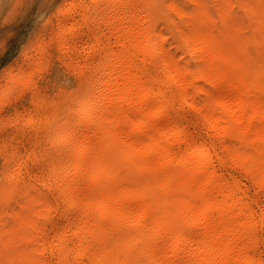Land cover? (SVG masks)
<instances>
[{
    "label": "bare ground",
    "instance_id": "obj_1",
    "mask_svg": "<svg viewBox=\"0 0 264 264\" xmlns=\"http://www.w3.org/2000/svg\"><path fill=\"white\" fill-rule=\"evenodd\" d=\"M143 1L94 0L106 12L94 29L85 12L80 24L68 23L82 0L49 21L58 29L35 47L32 65L43 78L19 79L18 105L62 58L81 63L78 35L93 30L95 42L77 72L85 80L95 67L105 70L89 83L95 98L83 115L75 107L81 117L63 146L20 156L12 175L1 166L0 264H264V210L251 207L264 206V0L244 6L249 27L230 22L224 0L216 18L205 0H187L191 12L167 0L142 9Z\"/></svg>",
    "mask_w": 264,
    "mask_h": 264
},
{
    "label": "rangeland",
    "instance_id": "obj_2",
    "mask_svg": "<svg viewBox=\"0 0 264 264\" xmlns=\"http://www.w3.org/2000/svg\"><path fill=\"white\" fill-rule=\"evenodd\" d=\"M73 1L74 0H53V2H52V0H23V2H24L23 3V5H24L23 12H22V14L18 15L17 0H0V34H1L0 35V120L3 119V117H4V119H6V120L4 121V119H3L1 121L6 122L5 124H7V126L4 128V127H2L5 125L4 122H0V124L1 123L4 124V125L3 124L0 125V130L2 129V131H0V144H1L0 149L3 150V151H0V168L2 165H6L8 167V169L11 168L10 170L7 169V172L9 174L15 173L14 169L16 167H18V164H19L18 160H20L21 157L26 156V158H27V156L29 157L31 153L36 154L38 152H41L42 154H44L48 149H55V148H58L59 146H63L64 136L67 133H69V131H72V130H70L71 128L72 129L76 128L75 125L76 124L78 125V123H76V122L79 121V118L81 117L80 114L83 115V112L88 107V105H90L94 101V98H95L94 92H91L92 89H90V88H92L93 84H89V83H94L93 81L98 79L97 72L99 74L101 72H103L105 69L104 70H101V69L104 68L103 65L105 66V64H101L102 66L100 68H99V66L95 67L96 68V69H94L95 71L93 73H90L89 77L85 78V80L78 73L79 71L77 69H75L78 67H82L84 65L83 62H85L84 61L85 59H83V58H86V54H87L85 52H87L89 46H91V44H94V42H95L94 41L95 40V34L93 33L94 32L93 30H91V34L88 33V34H85L82 36L78 35L77 38L75 39L76 41H74L75 42V44H74L75 45V57L77 58V60H79L78 58H80L81 63H79V61H77L78 64L75 68L70 67L69 65H67V61L65 60V58L64 59L62 58L61 61L58 63L59 67H57L52 72V74L50 75V78H48L46 76L44 83L42 82V87L40 86L39 93L33 95V97L31 95L28 96V100L23 105H18L19 102L17 103V99L19 97H17V98L13 97L19 93V90H17L19 85H20L19 82H21V80H19V79H22V80L26 79L27 80L29 77H32L33 75H35V76L41 75V77L43 78L41 71L37 72L32 68V65H35L36 64L35 61H38V59L40 57V54H37L36 48L38 49V47H42V46L46 45L48 43V40L54 34V32L58 29L57 23L54 22V24H55L54 25V24H52V22H49V21H51V18H52V16H54L55 12H57L59 10V8L61 6H63L64 4L68 5L69 2L71 3ZM82 1L85 2V4L83 6H79L76 8L77 12L74 14L73 19H71L68 23H70V24L76 23V22L78 23V20L82 19L84 14H91V16L94 17L95 20H97L92 25V28L94 29L95 26H97L95 23L100 21L103 18V16H105V15H103L104 11L98 10V7H100L99 3H94L93 2L94 0H82ZM153 1L154 0H144L142 2L141 8L142 9L148 8L149 6H151ZM169 1H170V3L172 2V3L176 4L177 6H179L180 8H183L187 11H189V10H190V12L195 11V6L187 0H167L168 3H169ZM201 1L204 3V0H201ZM205 1H207V6L205 4L206 2L204 3V5L206 7H209L210 10H212L214 17L216 18L218 16L216 13V9L221 7V3H223V0H217V1L216 0H205ZM224 1H226L228 3V5L231 2V0H224ZM237 1L238 0H232V4L234 5V7L230 3L231 6L227 5L228 8L225 9L224 13L227 11L226 12L227 14L225 13L226 15L231 14L230 16H233V17L228 16L230 22H232V21H234V22L240 21L241 22L242 19L247 20L246 24L244 21H243V23L245 25H248L247 27H249V24H248L249 21H248V19H246L249 12H245L248 10H247V8L244 7V6H246V3L249 2V0H242V1L239 0L238 2ZM216 3H218V4H216ZM57 5H59V6H57ZM216 6H219V7L216 8ZM94 7H95V9H94ZM82 10H84V11H82ZM81 12H83V13L85 12V13L83 14ZM98 12H100L101 14ZM94 14H96V15H94ZM13 17H16L15 22H11V18H13ZM47 23L50 25L52 24V25L50 26ZM78 24H80V23H78ZM81 25H82V23H81ZM166 27L168 28V26L166 24L161 22L158 29L160 30V32L163 33V35H164L163 38L169 37V40L166 42L167 45L169 47H171V49L173 51H175V53H177L178 55L181 56L182 52L179 51L178 49H176L175 44H174V40L171 38L169 30ZM249 29L250 28H247V30H249ZM103 31H104V29L101 32H103ZM42 38H43V40H42ZM90 38H91V40H89ZM43 42H45V43H43ZM162 44H163V42H162ZM33 48H34V50H33ZM81 51H83V52H81ZM34 53H36V54H34ZM77 53L79 55H77ZM77 56H79V57H77ZM34 57H35V59H34ZM255 57H257V56L255 55ZM29 61H31L33 63L31 64V62H29ZM30 64H31V66H30L31 68L30 67L28 68V66ZM97 69L101 70V71L99 72ZM29 70H30V72H29ZM25 71H27L28 73ZM31 71H33V72H31ZM14 72L16 74H14ZM26 73H27V75H26ZM29 73H31V74H29ZM20 74H25V75H20ZM19 76H21V77H19ZM91 77H93V78H91ZM94 77H97V78H94ZM9 80H14V82L9 81ZM16 82H18V83H16ZM66 82H67V84H66ZM68 82H70V83H68ZM5 83H6V85H5ZM10 84H12V85H10ZM80 85L83 88H86V87L87 88L89 87V88L88 89L86 88L84 90L83 88L79 87ZM12 86H14V87H12ZM31 87H33V86H31ZM15 88H17V89H15ZM72 88H73V90H72ZM77 88H78V91H77ZM3 89L4 90L7 89L6 92L3 91ZM67 89H69V91ZM80 90H82V91H80ZM5 93H7V94H5ZM13 93H15L16 95ZM63 93H65V94H63ZM92 95H93V97L91 98ZM87 96H88V98H87ZM7 97H9V98L7 99ZM11 97H12V99H11ZM3 98L6 101H4V100L2 101ZM82 98L86 101H84ZM8 100L10 101L9 102L10 106L8 107V109H5L4 105L5 104L8 105V103H7ZM2 102H6V103L2 104ZM35 102H37V104ZM49 102H51V103H49ZM76 102H78V103H76ZM2 105H3V108H1ZM49 105H50V107H49ZM65 106H66V108H65ZM69 107L74 108V110L72 108H69ZM75 107H78L79 109L75 108ZM82 107H84V109ZM57 108L58 109L60 108V110H58ZM70 109H71V111H70ZM77 109L80 110L81 112L77 111ZM18 111H20V112H18ZM66 111L69 113H67ZM70 112H71V114H70ZM78 112H80V114H78ZM17 113H19L20 115L23 114L22 116H24V117H22V116L19 117L20 115ZM64 113H67V114H64ZM74 113H76L78 115H76ZM72 114H74L76 118L71 117V116H74ZM41 115H43V116H41ZM5 116H7V118H10V119H7ZM58 117H60V118L58 119ZM67 117H69L70 119ZM65 118H67V119H65ZM73 118L77 119V120H73ZM16 120H18V123ZM13 121H15V123H13ZM8 122L9 123L11 122L13 124L11 125V123H10V125H9ZM69 122L70 123L73 122V123L68 124ZM53 123H54V126H56L55 127L56 130H55L54 126L51 125ZM55 123H57V124H55ZM59 123H61V124H59ZM73 124H74V126H73ZM62 126H64L65 129H62L63 128ZM49 127H51V128H49ZM36 128L38 130H36ZM4 129H6V130H4ZM42 129L44 131H42ZM66 129H68V130H66ZM16 130H18V131H16ZM8 134L11 136H9ZM7 136H8V139H7ZM33 140H35V141H33ZM2 142H4L5 145L2 144ZM14 148L19 149V151L15 150ZM11 150H14L13 153H16V154L12 155L13 153ZM2 155L4 157H2ZM6 155H8L9 157L8 156L6 157ZM22 161H23V158H22ZM11 162L16 163V165L12 164ZM10 165H11V167H10ZM41 166H43V167L46 166L45 162H42ZM12 167H14V169H12ZM236 173H237V176L239 177V179L243 181V184H244L243 187L246 189L249 188V186H248L249 183H248L247 179L245 177H243L240 173L239 174H238V172H236ZM22 177H24V180H27L28 175L26 174V172L23 173ZM250 194H249L251 196L250 198H252L251 200H254V199L256 200V196H257V195H255L256 193L254 191H252V192H250ZM253 197H255V198H253ZM258 203H259L258 201H256V202L252 201L251 207L254 211L262 213L264 210V208H263L264 206L262 205V203H259V204ZM21 204L22 203L20 202V199H19L18 202L13 201V203L10 205V210L8 211V218H7V221L10 224H12V222H14V220H16L15 217L13 216L14 213L22 211L21 210L22 207H20V206H22ZM257 210H259V211H257ZM260 210H262V212ZM59 214L60 213H58V215ZM259 246L261 247L262 254L264 256V243H261ZM47 256H48L49 260L54 261L53 260L54 255L52 252L51 253L48 252Z\"/></svg>",
    "mask_w": 264,
    "mask_h": 264
},
{
    "label": "clouds",
    "instance_id": "obj_3",
    "mask_svg": "<svg viewBox=\"0 0 264 264\" xmlns=\"http://www.w3.org/2000/svg\"><path fill=\"white\" fill-rule=\"evenodd\" d=\"M17 5H18V15L22 14L24 8L23 0H17ZM15 19L16 17L11 18V22H15Z\"/></svg>",
    "mask_w": 264,
    "mask_h": 264
}]
</instances>
